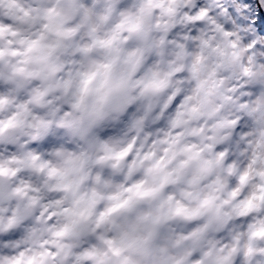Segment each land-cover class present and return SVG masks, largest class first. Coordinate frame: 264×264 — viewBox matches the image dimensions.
<instances>
[{"label": "clouds", "instance_id": "1", "mask_svg": "<svg viewBox=\"0 0 264 264\" xmlns=\"http://www.w3.org/2000/svg\"><path fill=\"white\" fill-rule=\"evenodd\" d=\"M0 264H264V0H0Z\"/></svg>", "mask_w": 264, "mask_h": 264}]
</instances>
